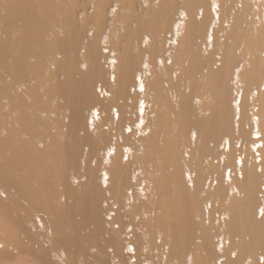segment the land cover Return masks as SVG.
Listing matches in <instances>:
<instances>
[{"label":"bare ground","instance_id":"bare-ground-1","mask_svg":"<svg viewBox=\"0 0 264 264\" xmlns=\"http://www.w3.org/2000/svg\"><path fill=\"white\" fill-rule=\"evenodd\" d=\"M176 2L0 0V264H264V45L196 44L264 0Z\"/></svg>","mask_w":264,"mask_h":264},{"label":"rangeland","instance_id":"rangeland-1","mask_svg":"<svg viewBox=\"0 0 264 264\" xmlns=\"http://www.w3.org/2000/svg\"><path fill=\"white\" fill-rule=\"evenodd\" d=\"M80 1H82V0H80ZM181 2H182V0H177L176 4L179 5V4H181ZM199 20H200V22H199ZM112 21L105 20L104 30L97 37L98 38V42L100 43L99 44L100 45L99 49H100L102 54H105V53L108 54V50H110L112 48H116V47L117 48L119 47V49H124V47H129V46H131V47H134V46L139 47V46H141V48H143V47L146 48L145 46H147L149 44H153V43L156 44V46L158 48L161 47V48H164V49H169V48L171 49L172 47H175V48L178 47V41L176 39V35H177V31H179V30H177V25L180 23L179 20H176L174 22V24L171 27L172 30L169 29V30H167L164 33H160V34L154 35V36H153V34H145L142 37L133 36V37H126V38L119 36V34H117L116 32L108 33V30H107L108 24H111V23L113 24L114 23L113 25H115V26H118V25L121 24L120 21H115V20H112ZM196 21L200 25L201 19L198 18ZM210 21L207 24V28L205 29L206 31L203 33L202 37L197 39V42H196V44H198V46L200 48H202V49L206 48L207 46L210 47L211 45L214 48H218L219 47L218 44L221 46L220 42H224L225 40H227L225 42H228L230 44L231 43H236L237 41L246 40V41L251 42V43L254 42L255 43V44L253 43L254 46L256 44L257 45H260V44L264 45V28L261 27V25L264 26V17L263 18H256L255 21H253V20H251V21H242V22L240 21L238 23V25L235 26V27H237V29L233 30V32H232V30H228L225 27H223V28L218 27L219 24L216 25V21L214 19L210 20ZM177 22H178V24H176ZM82 24H83L82 20L79 18L77 20V26L79 28H81ZM93 25H94L93 21H91L89 19L88 25H87V28H86V32L84 33V35H81V34L79 35L78 34V38L77 39H78V42L80 44L79 48H81V46L83 44H85V43L94 42L95 39H93V36H92V35H94L93 33L95 32ZM259 25H260V28L262 29V31H261L262 35L260 36L261 38L260 37L258 38V36H257V38H255L253 36L255 33L253 35H249L250 31L254 30V26L258 27ZM247 26H249V27H247ZM229 31H230V33H229ZM232 33H233V35H231ZM244 35H246V36H244ZM232 36H233V39H232ZM234 36H236V37H234ZM239 37H241L242 40H240ZM243 37L246 38V39H244ZM109 41H110V43H112V42L116 43L117 41H119V44L116 43V45H114V46L110 45L108 47L107 43ZM261 42H263V43H261ZM212 43H214V44H212ZM235 50H237V48ZM135 90L136 91H141V88L139 86L133 87L132 91H135ZM96 91L101 95V99H103L104 98V94L103 93L101 94L102 91L100 90V88L98 86L96 87ZM140 106L142 107V103L141 102H139V108H140ZM100 119L105 120V122L103 124V129L107 130L109 127H112L113 124H114V121H116L118 119V114H117V112L114 109L104 110V111L101 112ZM237 146H238V144H237ZM85 150H87V147L85 148ZM224 181H226V179ZM126 250L128 251V248ZM94 252L95 251L93 249H91V253H94ZM102 256L105 257V261L108 264H114L113 261H114L115 258H114V255L110 253V250L108 252H106V255L104 254ZM90 260H92V259H90Z\"/></svg>","mask_w":264,"mask_h":264}]
</instances>
